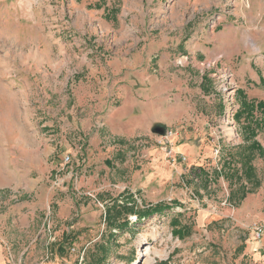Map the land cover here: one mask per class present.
Segmentation results:
<instances>
[{"label":"rangeland","instance_id":"obj_1","mask_svg":"<svg viewBox=\"0 0 264 264\" xmlns=\"http://www.w3.org/2000/svg\"><path fill=\"white\" fill-rule=\"evenodd\" d=\"M156 80L181 120L112 134L109 112ZM238 91L264 103V0H0V264H82L95 244L105 264H264V156L231 196L252 189L243 150L264 149ZM177 134L193 154L171 153ZM131 197L171 209L111 231Z\"/></svg>","mask_w":264,"mask_h":264},{"label":"trees","instance_id":"obj_2","mask_svg":"<svg viewBox=\"0 0 264 264\" xmlns=\"http://www.w3.org/2000/svg\"><path fill=\"white\" fill-rule=\"evenodd\" d=\"M202 82H205V80L203 79ZM237 98L240 103V111L237 113L236 119L239 121L241 117H245V119L248 120L247 125L244 126V133H248V135L251 137V140L256 135L252 125L255 126L256 130H260L264 127V103L261 101L256 102L254 100H247V98L241 91H238ZM254 113L259 114L261 117H256ZM152 131L155 133H163L164 128L155 126ZM243 152L245 153H242L241 155L242 177H244L246 181L252 185V189L246 190L245 187H240L236 194L232 193V198H236L239 202L244 199L246 194L252 192L259 186V183L257 181L258 179L251 162L252 160H254L255 154L260 157L264 156V149L256 141H251V143L245 148V150H243ZM198 171L199 174H203L204 172L201 168H198ZM129 200H132V197L126 199L121 206L114 205V207L106 211L105 221L107 222L111 231L114 230L116 232H120L129 229V216H135L136 221L140 222L143 219L150 218L158 213H162L171 209V207L160 203L142 211H135L132 202L130 201V203ZM176 204L177 203L174 202L172 205L174 206ZM119 210L123 211L122 215L119 213ZM121 216H123L122 219L118 221ZM174 226L175 229L173 230V235L181 239L183 237V229H177L176 225ZM108 250L109 245L95 244L93 250L91 252H88L87 255L84 256L82 264H105L108 258Z\"/></svg>","mask_w":264,"mask_h":264},{"label":"crops","instance_id":"obj_3","mask_svg":"<svg viewBox=\"0 0 264 264\" xmlns=\"http://www.w3.org/2000/svg\"><path fill=\"white\" fill-rule=\"evenodd\" d=\"M160 69H162L161 66ZM158 84V80L153 81L150 85V90L146 91L145 97L138 95L143 97L141 101L135 99L133 102H130L129 105L126 106L124 103V105H120L118 108L109 112L105 122L107 128L111 129L112 134L125 138V136L121 134V131H119L124 127H131L134 133L140 130H150L154 126L169 129L172 125H175L176 122L181 120L184 111L178 109L180 105L163 99L159 95L161 91H159V88L157 89ZM170 91H172V88ZM148 95H150V99L147 98ZM145 98L147 99L144 100ZM178 135L179 134L175 135L172 140L177 142L180 137ZM171 143L173 144V148H171L172 154L179 156L187 155L188 153L193 154L191 145L182 142L174 144V142L171 141ZM14 178L15 173L13 169L9 171L0 170V191H7L11 187L10 184L14 181ZM8 179H10V181ZM234 220L240 227L247 226V224L238 221L237 217H235ZM250 250H252V247H250Z\"/></svg>","mask_w":264,"mask_h":264},{"label":"built area","instance_id":"obj_4","mask_svg":"<svg viewBox=\"0 0 264 264\" xmlns=\"http://www.w3.org/2000/svg\"><path fill=\"white\" fill-rule=\"evenodd\" d=\"M166 153L169 154L170 151H166ZM217 153H218V151H216V154ZM64 160H65V162H67L68 161V157H66ZM252 230L254 231V235H255V237L257 239H259L262 236V229H261V227H259V226H253V229Z\"/></svg>","mask_w":264,"mask_h":264}]
</instances>
